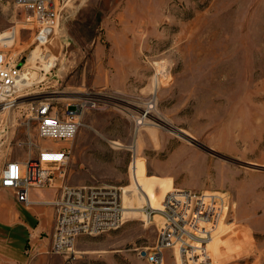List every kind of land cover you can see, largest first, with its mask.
Returning <instances> with one entry per match:
<instances>
[{
	"label": "rangeland",
	"instance_id": "rangeland-1",
	"mask_svg": "<svg viewBox=\"0 0 264 264\" xmlns=\"http://www.w3.org/2000/svg\"><path fill=\"white\" fill-rule=\"evenodd\" d=\"M59 7V27L39 44L31 10L0 0L5 45L23 62L36 57L17 102L0 98V178L8 161L36 155L44 142L31 117L37 99L91 97L97 104L69 142L68 183L126 187L134 163L156 206L171 189L225 192L212 264H264V0H60ZM38 189L37 199L57 191ZM32 201L25 205L52 207ZM160 222L159 213L149 221L140 211L117 229L79 236L69 256L46 245L29 250L51 230L11 235L26 240L18 264H150L139 253L155 243ZM167 259L176 264L171 249Z\"/></svg>",
	"mask_w": 264,
	"mask_h": 264
},
{
	"label": "built area",
	"instance_id": "built-area-1",
	"mask_svg": "<svg viewBox=\"0 0 264 264\" xmlns=\"http://www.w3.org/2000/svg\"><path fill=\"white\" fill-rule=\"evenodd\" d=\"M14 2L31 10L28 16L37 24L35 40L47 43L62 20L60 0ZM7 39L0 35V98L13 106L19 98L27 62L10 51V46L5 45ZM96 104L97 100L91 97L59 101L49 95L37 99L31 117L44 142L37 146L36 155L22 161L10 160L1 172V186L12 188L17 200L28 206L33 202L32 188L58 190L54 199L41 203L51 204L55 210L48 246L68 256L75 252L73 247L79 236L100 234L124 224L122 186L67 182V167L72 158L69 142L79 132L84 111ZM228 209L229 196L225 192L181 188L170 191L160 209L157 239L151 247L142 249L140 256L150 264H168L167 250L171 249L176 264H212L210 243Z\"/></svg>",
	"mask_w": 264,
	"mask_h": 264
},
{
	"label": "crops",
	"instance_id": "crops-1",
	"mask_svg": "<svg viewBox=\"0 0 264 264\" xmlns=\"http://www.w3.org/2000/svg\"><path fill=\"white\" fill-rule=\"evenodd\" d=\"M38 192H43V190L32 188L30 196L39 202L52 200L58 194L57 190L52 199H37L36 195ZM2 193L6 194L8 198L3 197ZM46 214H49L51 218L48 225L45 222ZM53 219V206L49 210L35 207V204L32 207H28L17 200L12 188L3 187V190H0V263L18 264L23 261L25 253L28 251L26 240L15 238L11 235L12 232L31 231L34 235L38 234L41 229L51 230L50 232H52L54 229ZM29 242L31 244L29 250L32 251H38L44 245H49V241L41 239H32Z\"/></svg>",
	"mask_w": 264,
	"mask_h": 264
},
{
	"label": "bare ground",
	"instance_id": "bare-ground-1",
	"mask_svg": "<svg viewBox=\"0 0 264 264\" xmlns=\"http://www.w3.org/2000/svg\"><path fill=\"white\" fill-rule=\"evenodd\" d=\"M31 55L32 56L29 57V61L23 69L21 86H20L21 88L23 86H26L29 83L28 71L25 68L30 62H35V59H36L34 52ZM7 104H10V103H7ZM134 146H136V145H134ZM125 189H127L129 191H127ZM122 190H123V198H124V204H125L123 215H124V222H126V221L132 219L133 217H135L137 214H139L140 211H141V213H142V211H144L145 217L148 218V220L150 221V214L156 213V212L160 214V209L162 207L163 199L165 198V196L170 191L175 190V189H171V190L164 192L162 195V198H161V206H156L153 203V199L151 197L149 189L140 180L138 173H137V170H136V166L134 163H132V165H131V183L129 185H127L126 187H122ZM135 201L137 203L136 204L137 206L134 205ZM143 204H146V206ZM154 216H155V214L151 216V219ZM223 220L224 219L222 218L221 228H223V226L225 225V224H223V223H225ZM219 231L220 230L218 229V226H217V229L214 233L213 239L210 243L211 249H212L213 240L215 239V237L217 236V233ZM74 248H75V246L73 247V250L75 251ZM178 256H179V254H178ZM212 263H213V261H212Z\"/></svg>",
	"mask_w": 264,
	"mask_h": 264
}]
</instances>
